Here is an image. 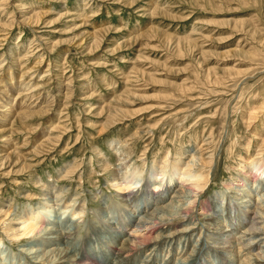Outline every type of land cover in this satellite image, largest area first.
Here are the masks:
<instances>
[{
	"label": "rangeland",
	"instance_id": "1",
	"mask_svg": "<svg viewBox=\"0 0 264 264\" xmlns=\"http://www.w3.org/2000/svg\"><path fill=\"white\" fill-rule=\"evenodd\" d=\"M4 2L0 264H47L25 251L38 234H21L32 210L47 225L79 223L71 240L87 244L111 211L171 182L203 191L186 216L156 218L157 229L195 220L200 229L189 252L196 245L197 255L189 264H242L250 252L241 244L229 250L226 240L211 238L236 227L237 238L254 216L245 210L262 208L256 199L264 184L252 196L239 185L264 179L257 170L264 168V0ZM191 159L200 182L182 181ZM207 200L232 220L210 222ZM147 239L114 264H154L147 255L170 240ZM167 255L157 261L176 264L177 254Z\"/></svg>",
	"mask_w": 264,
	"mask_h": 264
},
{
	"label": "bare ground",
	"instance_id": "2",
	"mask_svg": "<svg viewBox=\"0 0 264 264\" xmlns=\"http://www.w3.org/2000/svg\"><path fill=\"white\" fill-rule=\"evenodd\" d=\"M4 4V0H1L0 6H3ZM41 103L42 101H38L37 104L33 106L30 105L31 108L29 111L34 112L35 109L33 110V108L41 105ZM20 110L21 111L18 112L17 116L24 115V113L26 112V110L22 111V108ZM15 114H17V111L15 112ZM195 160L191 159L187 162L183 171V174L186 177L182 178V181H191L192 178L193 183H196L200 182L203 179L202 173L194 174V177H192L190 174L191 171H195V168L198 166ZM251 162H248L247 164H250ZM126 168L129 169V167ZM263 169L264 168L257 167L260 175L262 172H264ZM123 175L124 174H122V177L126 178V173L124 176ZM254 177L256 178V181L254 183L255 185L258 180L257 186H254V184L251 182L249 183V178L245 179L244 183L239 185L241 186L240 188H242L240 190H247L248 193L246 195L248 196H252L254 194V191L260 189L264 184V179L261 178L262 176L254 175ZM171 178L173 177H170V179ZM193 186L194 187H185L184 184H180L176 185L174 188L171 182L170 184H168L167 188H165L161 192H154L148 187H146V189L144 188L145 190L143 189L141 193H147V195L145 197L139 198L135 206H131V208L129 207V209L126 210L122 209L120 211H111L107 216L109 220H103L102 224L101 221H99V229L96 230V233H94L93 236L88 239L90 242H88L87 244H84L79 240H71L74 234L77 232V229H79V223L72 220L68 224L64 223L60 225L58 223V226L54 224V227L51 222V225L45 224L46 219L41 215H37L36 213H34V210H32L30 211L29 215L33 220L29 222V224L25 227L26 231L21 234L24 235L34 232H38V234L35 235V238L31 241L32 247L25 249V251H27L29 255H34L33 257L35 259L43 260L47 264H114L116 259H120L122 261L130 260L131 255H128L127 253L129 249L132 248V245L138 242V239L146 240L148 237L151 239H153L154 237L155 240L157 239L156 241H158V239L170 240V242H168V244L166 245L167 248H163L158 251L157 249H152L151 252L147 255V258H149V260L151 258H154V264H167L166 261H157V259L160 258L159 256H163L165 252L168 253L167 258L169 259H173L175 257V254H177L176 260L178 259V261L176 262V264H189V262H191L192 260V257L194 255H197L196 245L189 252V245L192 246L196 241L194 236L196 235V231L200 229V225L198 226L196 223L197 221L187 220L185 222L187 226L175 230L173 229L175 228L174 225H168L167 227L161 225V227L159 226L160 228L157 229L158 227L156 226V224L158 223H156L155 219H164L167 216L175 218L179 216H186L187 212L191 210L190 207L195 206L196 202H191V199L194 198L193 195L196 194L195 196L197 198V195L203 191L202 186H198L195 184H193ZM199 189L201 190V192L199 191ZM170 190H172V194L169 193ZM149 194H152L153 197H149ZM168 194H170L171 196H169ZM168 199H170V201ZM256 200L258 201V205L262 204V208L260 209L255 207L253 211H251V209L245 210L247 214L249 212H254V216L250 219H247L250 222V225L245 227L240 236H238L237 238L231 234V232L237 229V224L233 222L232 227L235 226L236 228H226L222 233V235H224L226 234V232H230V234H228L227 236H221L216 239L214 236H212L211 233L214 231L211 229L208 230L209 234L212 236L211 239H214L213 242H216L218 240H226L225 242L228 243L226 248H228L229 250L235 247V243H238L241 244L240 251H247L245 253L247 255L250 252L249 256L244 257V261L242 260V264H264V190L259 193V196ZM211 202L207 200L205 202L203 201L202 204L204 206V209L209 207L210 211L214 212L213 215L210 214L212 216V219H209L210 222H215L216 220L218 222H224L226 221V218L227 220H232V215H230V213H228V215H224L221 210V213L219 214L215 208L211 207ZM55 203L56 202H53L52 204L53 209H55V206H57V204ZM69 206L70 205L66 206V209ZM83 210L84 209L80 208L79 211H76L77 218L83 213ZM48 211H52V209H48ZM57 213L59 214V212H56V223L61 219V217L59 218L57 216ZM239 214L240 213H238V215ZM25 217L22 215L18 218H23L24 220L26 218L30 219L29 217ZM240 218H238L236 222H244V220H241ZM221 224L222 223H218L216 224L218 226H214V228L216 229V234L217 229L220 228ZM130 225H132L134 229H132V231H127V227ZM10 231L11 229H9L7 232ZM137 232H139V234L136 235L135 233ZM188 233H190V235H187ZM178 234L180 240L181 238L186 236L185 238L187 243L180 241L179 243H176ZM199 236H202V230L199 231ZM140 244L142 245V243ZM152 251H155V254L152 255V253H154ZM160 251H162V253ZM149 260L147 262L150 263Z\"/></svg>",
	"mask_w": 264,
	"mask_h": 264
}]
</instances>
